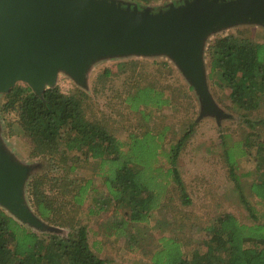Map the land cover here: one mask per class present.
<instances>
[{"label": "trees", "instance_id": "1", "mask_svg": "<svg viewBox=\"0 0 264 264\" xmlns=\"http://www.w3.org/2000/svg\"><path fill=\"white\" fill-rule=\"evenodd\" d=\"M140 1L149 4L153 0ZM206 50L208 79L221 91L228 90L229 100L239 109L244 122L261 128L264 125V41H256L243 32L228 33L215 37ZM124 64L119 63L120 66ZM109 74L106 68L97 80L102 81ZM146 88L151 95L161 97V101L150 106L154 101L146 99V92L139 93ZM156 90L153 83L137 85L125 93L123 101L130 110L141 109L146 122L151 115L144 108L151 111L152 107L159 108L171 102V97ZM2 93L0 112L14 115L8 121L10 134L20 130L31 143L32 156L57 157L60 164L63 163L59 166L64 168V175L49 177L52 181L48 180L47 174L32 176L28 182V193L33 207L44 221L67 227L69 231L59 235L32 229L0 206V264H106V259L91 249L87 227L78 222L80 217L77 219L75 214L79 211L81 216L89 190H93L92 195L96 197L98 190L104 194L103 209L112 203L118 204L122 206V217L128 216L136 223L151 222L148 219L152 194L146 185H142L138 175L144 163L129 157L133 143L128 142L149 136L150 132L129 134L124 140L117 138L107 124L87 116L85 101L89 95L81 89L64 93L57 85H52L37 93L28 83H16ZM254 113H257L256 118L251 117ZM145 128L153 131L148 125ZM189 133L187 130L176 143L164 150L168 162L165 169L160 166V177L164 181V192L170 190L172 194L168 197L169 203L175 197L183 204L192 202L177 164L176 151L178 145L185 143ZM154 140L160 146L163 133ZM243 146L246 154L255 149V171L260 172L249 185L262 207L260 214L240 192L254 222L241 223L231 213H220L200 228L202 238L197 247L185 248L188 240L181 241L177 234H163L150 249L143 251L146 260H136L133 264H264V137L258 131L250 130L244 137ZM224 153L231 179L241 190L234 153L227 148ZM120 159L122 165H113ZM66 160L69 166L65 164ZM89 161L97 163L96 169L107 165L106 170L110 171V174L99 178L101 186L98 178L88 184L87 179L82 182V178L75 174L77 168ZM48 184L50 191L57 190L60 195L70 196L66 200L70 208L64 213L61 205L53 206L52 196L46 192ZM82 193L84 198L77 200L76 197ZM90 211L97 210L90 207ZM126 223L121 221L120 226ZM160 243H165L166 250L163 258H156L154 253L160 248Z\"/></svg>", "mask_w": 264, "mask_h": 264}, {"label": "rangeland", "instance_id": "2", "mask_svg": "<svg viewBox=\"0 0 264 264\" xmlns=\"http://www.w3.org/2000/svg\"><path fill=\"white\" fill-rule=\"evenodd\" d=\"M113 1L122 6L129 5L158 11L178 5L185 0H153L149 4L140 0ZM208 30L202 31L200 60L212 109L204 108L203 100L192 81L168 50L108 52L96 55L86 62L80 79L75 78L63 67L57 71L53 84L64 93H71L76 89L85 91L89 95L85 101L87 116L107 124L117 138L124 140L129 134L143 135L146 131L150 132L149 136L128 142L133 143L129 157L133 156L144 163L138 175L142 185H146L152 194L149 200L152 209L148 219L151 222L129 221L122 217L123 214L120 212L122 206L114 203L110 205L111 209L108 206V213H104L106 216H102L99 221H87L92 229L90 243L93 244L95 241V246L100 247V250H97L98 255L106 259V264H133L136 260L144 262L146 259L143 251L146 248L150 249L163 234H177L181 241L188 240V246L185 248L193 249L201 242L200 228L223 212L233 214L241 223H253L254 220L243 204L240 192L257 209L258 214L262 212V207L257 203V198L252 194L249 186L260 175V172L255 171V149L249 154L242 149L248 131H258L264 137V125L259 128L244 122L239 109L229 100L228 90L221 91L211 83L208 79L206 48L215 37L228 33L243 32L256 41H264V21L237 20ZM122 62L125 64L120 66L119 63ZM106 68L109 69L110 74L103 77L102 81H98V76L102 75ZM17 83L26 84L22 81ZM148 83H153L157 90L171 97V102L159 108L152 107L151 111L144 108L145 112L151 115L149 120L144 122L141 109L130 110L123 99L126 92L133 90L137 85ZM143 92H146L148 101H154L150 106L158 100L161 101L158 95H151L149 88L139 91L140 94ZM2 100L3 93L0 92V104ZM256 115L257 113H254L251 117L256 118ZM258 115L261 113L259 112ZM12 117L13 114L0 112V151L6 161L26 168L27 175L22 183V199L40 224L35 221H24L2 204L0 206L27 227L65 235L69 228L44 221L37 214L28 193V182L32 176L47 174L48 180L52 181L49 177L64 175V168L59 166L63 163L60 164L57 157L32 156L29 139L22 135L20 130L17 132V129L14 134H10L8 121ZM146 125L155 132L146 129ZM187 130H190L189 137L183 145L177 146L176 151L177 164L192 202L183 204L175 197L170 204L168 197L172 194L170 190L164 192L160 166L164 169L167 167L168 160L164 150L172 143H176ZM162 133L163 141L158 146L154 139H159ZM226 148L234 153L237 160L236 172L239 175L241 190L235 186L229 174L225 162ZM122 163L120 159L113 165H122ZM65 164L70 165L67 160ZM96 167L97 163L89 161L81 168H77L75 174L82 178V182L87 179L88 184L96 178H98L97 182H100L101 176L110 174V171L106 170L107 165L101 166L102 169ZM49 187L50 184L46 186V192L52 196L53 206L61 205L64 213L65 209L70 208L66 203L70 196L60 195L57 190L52 192ZM95 193L97 197L92 194H87V197L90 196L94 201V204L91 201L90 205L99 211L105 203L102 197L104 194L101 191L99 193L98 190ZM83 198V193L76 197L79 201ZM114 213L117 215L114 216ZM75 217L77 219L80 217L79 211L76 212ZM121 221L127 223L121 227ZM78 222L84 223L80 220ZM160 244V248L154 253L156 258H163L166 250L165 243Z\"/></svg>", "mask_w": 264, "mask_h": 264}, {"label": "water", "instance_id": "3", "mask_svg": "<svg viewBox=\"0 0 264 264\" xmlns=\"http://www.w3.org/2000/svg\"><path fill=\"white\" fill-rule=\"evenodd\" d=\"M246 19L264 21V0H185L158 11L113 0H0V92L22 81L40 93L60 67L80 79L86 62L103 53L168 50L212 109L202 31ZM26 175L0 151V204L40 224L22 199Z\"/></svg>", "mask_w": 264, "mask_h": 264}, {"label": "crops", "instance_id": "4", "mask_svg": "<svg viewBox=\"0 0 264 264\" xmlns=\"http://www.w3.org/2000/svg\"><path fill=\"white\" fill-rule=\"evenodd\" d=\"M98 185L99 186H101L100 185V182H98ZM101 188V187H100ZM89 194H93V190H89V192H88ZM90 202H91V198H90V196H88V199L86 200V202L84 203V210L82 209L81 210V216H80V218H79V220L80 221H84V223L83 224H85L86 225V227H87V234H88V241H89V244H90V246H91V249L98 255V251L97 250H100L99 248L100 247H96L95 246V241H94V243L93 244H91L90 243V231L92 230L90 227H89V224H87V221H99L101 218H102V216H106L104 213H108V209H100L99 211H95V212H91L90 211V207H92L91 205H90ZM85 207H87V210H85ZM116 207H117V205H116ZM112 208V206H110V209ZM92 209V208H91ZM120 209H118V211H119ZM90 211V212H89ZM116 210H114V212H115ZM122 209H121V214H122ZM104 214V215H103ZM117 215V213H114V216H116ZM114 218H116L117 219V217H114ZM126 219H128L129 220V218H128V216H126ZM129 221H132V220H129ZM89 223V222H88ZM97 240V239H96ZM100 245H101V243H100ZM98 256H100V255H98ZM101 257V256H100ZM103 258V257H102Z\"/></svg>", "mask_w": 264, "mask_h": 264}]
</instances>
